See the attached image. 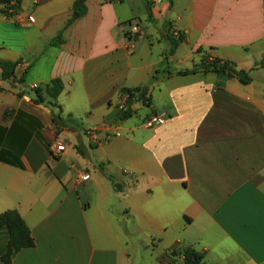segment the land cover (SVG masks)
I'll use <instances>...</instances> for the list:
<instances>
[{
	"label": "crops",
	"instance_id": "0c3cea01",
	"mask_svg": "<svg viewBox=\"0 0 264 264\" xmlns=\"http://www.w3.org/2000/svg\"><path fill=\"white\" fill-rule=\"evenodd\" d=\"M74 1L0 4V213L34 240L9 264H264V0H85L65 28ZM205 58L249 82L180 74ZM124 90L150 107L120 120Z\"/></svg>",
	"mask_w": 264,
	"mask_h": 264
},
{
	"label": "trees",
	"instance_id": "16d2710c",
	"mask_svg": "<svg viewBox=\"0 0 264 264\" xmlns=\"http://www.w3.org/2000/svg\"><path fill=\"white\" fill-rule=\"evenodd\" d=\"M0 4H4L5 6L3 14L10 17L13 14L17 13L19 8V0H0ZM86 11L87 9L85 0H75L72 7V13L65 24V28L70 26L75 20L84 16L86 14ZM181 40L182 37L178 33L177 39L172 41L170 52L174 51L177 43L181 42ZM61 42V36L59 35L50 44L58 45ZM0 70L2 80H10L12 82H16V77L14 76L15 64L0 61ZM197 72L225 74L228 77H234L238 79V81L241 83L246 84L249 82V78L246 72L235 70L232 64H230L229 62H221L215 59L209 61L205 58L200 62V64L193 66L191 70L181 72L180 74L186 75ZM34 94L36 96L34 102L42 103L43 100L40 96L39 90L35 89ZM122 94H127L129 98L120 111V120H126L131 117V105L133 103L139 102L142 105L150 107V98L148 97L146 90H124ZM115 187L118 189V186L116 184ZM2 227H5L8 230L9 240L7 249L1 257V261L5 264H9L19 251H21L22 249L32 248L34 246V240L28 227L25 225L22 218L15 210H9L0 213V228ZM169 256L171 258L181 256L182 262L180 264H205L203 262V255L189 248L179 252H173L169 254Z\"/></svg>",
	"mask_w": 264,
	"mask_h": 264
},
{
	"label": "built area",
	"instance_id": "2783aa9c",
	"mask_svg": "<svg viewBox=\"0 0 264 264\" xmlns=\"http://www.w3.org/2000/svg\"><path fill=\"white\" fill-rule=\"evenodd\" d=\"M156 1V0H153ZM30 19H32L30 17ZM128 26H129V33L127 34V40H128V49L132 50L133 48V44L135 39L139 36L140 31H139V26H138V22L136 20H131L130 22H128ZM176 37H178V33L175 34ZM211 61V60H209ZM0 86H1V79H0ZM129 96L127 94L124 95L123 97V102L125 103L128 100ZM164 123V115L163 114H151L149 115L144 121L143 124L146 128H153L155 126H159L162 125ZM95 130H92L89 132V135L91 137H95ZM116 136L117 133L111 134V135H107L106 139H110L111 137ZM55 151L57 152H61L64 150V145L62 144H56L54 146ZM82 181L87 180L88 176L86 174H84L82 177Z\"/></svg>",
	"mask_w": 264,
	"mask_h": 264
}]
</instances>
